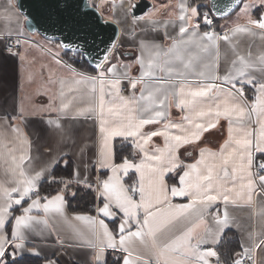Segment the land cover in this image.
<instances>
[{"label": "snow or ice", "instance_id": "obj_1", "mask_svg": "<svg viewBox=\"0 0 264 264\" xmlns=\"http://www.w3.org/2000/svg\"><path fill=\"white\" fill-rule=\"evenodd\" d=\"M242 2L233 0L221 8L213 0L198 4L181 0L176 14L179 38L173 39L166 49L142 43L141 54L135 59L139 76L130 77L127 71L118 74L117 64L111 62L109 55L113 46L109 45L102 57L92 62L98 70L96 75L70 68L79 78L71 83L61 80L59 96L49 98L53 104L57 98L60 101L52 109L59 114L57 128L62 127L59 119L69 114H73V119L94 114L98 120L99 150L94 166L108 174L98 178L95 185L99 201L96 215L76 214L71 218L84 222L94 237L95 243L90 246L97 250V264H101L107 249L122 253L120 264H226L215 246L230 225L227 206L238 201L251 206L254 195L264 196V159H259L264 157V82H257L249 71L256 68L249 59L251 53L248 57L237 55L231 71L218 74L212 55L218 52L219 41L231 43V37L227 33L199 31L201 20L210 26L213 18L226 17L240 9L246 23L231 29L232 35H253L256 29L264 33V13L253 17L249 11L264 9V0H253L240 8ZM136 7L138 4L128 7L133 21L144 18L136 17ZM77 12L73 24L87 29L88 13ZM29 15L24 14L26 22ZM153 16L150 12L147 19L155 25ZM57 17L62 20V12L58 11ZM0 38L10 40L11 36ZM62 46L66 50L73 47ZM202 53L209 54V63H204ZM77 54L87 56V50ZM258 61L259 70L264 72V54ZM189 75L195 78L190 80ZM122 78L128 80L131 89L127 96L122 94ZM245 86L253 89L251 98L246 96ZM65 87L68 93L89 96L88 106L77 107L75 95L70 99ZM173 107L183 113L179 121L170 118ZM221 119L228 124V137L220 148L201 149L198 159L185 163L180 149L198 142ZM150 125L156 127L145 131ZM157 137L162 139V146L155 143ZM116 138L131 141L133 158L125 156L116 162L112 146ZM25 146L30 149L31 141L19 127L10 125L0 133V155L6 163L10 159L8 173L12 178L11 186L0 185V264H8L9 256L16 264V256L25 252L39 255L34 247L26 245L30 236H42L44 230L54 229L50 217L62 218L69 224L62 192L50 197L40 195L37 182L44 170L34 174L25 171ZM17 151L21 153L19 157ZM171 178L176 182L169 184ZM177 198L186 202H175ZM220 202L224 205L222 214L218 207L213 209ZM17 210L20 215H13ZM260 214L264 216V207ZM207 215H212L214 229L205 226ZM109 223L114 227L110 228ZM74 231L80 234L79 230ZM253 236L249 233L250 243H242L241 250L233 253L231 264H248L254 251L264 246V233L258 242Z\"/></svg>", "mask_w": 264, "mask_h": 264}, {"label": "crops", "instance_id": "obj_2", "mask_svg": "<svg viewBox=\"0 0 264 264\" xmlns=\"http://www.w3.org/2000/svg\"><path fill=\"white\" fill-rule=\"evenodd\" d=\"M106 19H110L118 23L120 27V40L122 46L120 53L111 55V62L117 64L118 74L127 71L130 77L140 75L139 65L135 63L137 56L141 54V44H156L163 48H167L173 39L179 38L178 21L176 14L178 13V4L181 0H151L153 6L144 15L143 19L133 21L129 4L135 0H90ZM190 4V0H185ZM161 5H167V8H161ZM156 9L160 11L156 12ZM154 13L153 22L147 19L148 13ZM239 10L232 15L220 20L218 27L207 26L200 21L199 31H214L221 35L229 34L231 43L219 41L218 52L212 55L215 59L214 70L224 75L231 71L232 61L237 55H244L256 65L255 70H249L257 82H264V72H261L258 57L264 54V33L260 30H254L253 35L236 34L230 32L237 24L246 23V17L239 15ZM253 15V14H252ZM139 18V17H138ZM196 21L194 20L193 23ZM204 25V27H203ZM11 36V39L0 38V133H4L10 125H15L26 133L31 141V148L25 146V161L23 167L26 172L34 174L37 171L44 170V174L37 182L38 186L45 180L51 178L54 167L61 161H70L73 165L74 181L83 185H92L95 189L98 178H104L108 173L101 172L98 165H95L96 154L99 150V128L98 120L94 114H86L72 118L73 114L67 117H61L59 123L61 128L55 126L58 113L53 111V107H57L60 103L57 98L50 103L49 98L59 96L61 90V80L71 81L74 73L70 68H74L76 72H82L89 75H96L95 72H85L69 63L63 54V50L57 42H50L28 32L25 26L24 15L19 11L15 0H0V37ZM21 45V49L16 52H8L6 46L11 42L17 41ZM19 55H18V54ZM59 53L53 58L54 54ZM23 56V59H21ZM205 57L204 63H209V54L202 53ZM60 60L61 63H56ZM128 67L125 68L124 66ZM203 64H201V69ZM195 77L189 75L192 80ZM122 94L127 96L131 93L128 80L122 78ZM65 93L71 99L75 95V104L77 107H87L90 97L87 95L71 94L64 88ZM139 93L137 92V95ZM245 94L249 98L254 95L253 89L245 86ZM183 113L173 107L171 109V119L179 121ZM6 117H16L11 120ZM156 126H147L145 131ZM11 137V133H8ZM228 137V124L221 119L216 127L205 131L200 140L196 143L185 145L180 149V157L185 163H192L198 159L201 149L216 151L224 143ZM122 141L128 148H132L134 156V148L131 141H124L116 138L112 142L114 151L116 152V142ZM156 144L162 146V139L154 138ZM19 147V146H18ZM21 153L16 152L17 157ZM116 155V153H115ZM30 157V159L28 158ZM264 159V157H259ZM116 160V156H115ZM9 162L6 163L3 155H0V185L5 187L11 186V175L8 173ZM117 163L120 161H116ZM133 177L132 173H129ZM86 180V182H85ZM130 182V181H129ZM176 179L168 180L169 184L175 183ZM57 194V193H56ZM54 194V195H56ZM63 194V193H62ZM2 195V194H0ZM65 214L69 217V224H65L62 218L50 217V226L54 225L51 231L44 230L43 235H33L29 237L27 247H34L39 255L25 252L17 255L16 259L21 257H36L42 259L41 264H97L94 259L96 249L91 247L95 243L94 237L87 231L84 222L71 219L76 214L69 210L65 195ZM253 204L248 206L244 201H238L236 205L229 204L227 211L230 217V225L224 231L218 246L223 242L227 231L233 232L238 239L239 246L243 243L247 246L250 241L249 233H253V239L258 242L260 234L264 233V216L260 214L261 208L264 207V196L254 195ZM175 202H186L179 198ZM99 203L97 200L96 206ZM95 206V208H96ZM218 207L221 214L224 211L222 202L213 206ZM13 215H20L17 210ZM96 215L94 211L93 214ZM206 227L215 228L212 215H207ZM10 227V226H9ZM109 227H114L109 223ZM79 230L80 234H77ZM202 230V229H201ZM212 246V245H209ZM241 249V248H240ZM111 249H107L101 260V264H105ZM116 255H122L120 252H113ZM254 264H264V246L256 249L253 253ZM7 260H12L11 256Z\"/></svg>", "mask_w": 264, "mask_h": 264}, {"label": "water", "instance_id": "obj_3", "mask_svg": "<svg viewBox=\"0 0 264 264\" xmlns=\"http://www.w3.org/2000/svg\"><path fill=\"white\" fill-rule=\"evenodd\" d=\"M15 2L23 15L30 14L28 21H25L28 32L38 34L47 41L57 42L65 52L78 53L86 49L87 56L83 57L94 69L92 62L98 61L109 45L114 49L118 41L120 34L118 23L106 19L95 5L93 10L90 0H15ZM213 2L224 8L233 0H213ZM133 4H138L135 9L136 17L144 15L153 6L151 0H135ZM57 5L60 6L59 9ZM77 10L88 13L87 29L81 30L73 24L72 18L78 15ZM58 11L62 12L63 16L59 21ZM130 15L132 16L131 12ZM48 16H51L50 20L46 19ZM63 44H71L73 47L66 50Z\"/></svg>", "mask_w": 264, "mask_h": 264}, {"label": "trees", "instance_id": "obj_4", "mask_svg": "<svg viewBox=\"0 0 264 264\" xmlns=\"http://www.w3.org/2000/svg\"><path fill=\"white\" fill-rule=\"evenodd\" d=\"M198 3H208V0H190V4ZM201 11H204V9H201ZM226 17L215 18L216 23L213 26L218 27L220 20ZM63 54L69 61V63L74 67L90 73L96 71V69H94L87 63L83 56H80L77 53L65 51H63ZM115 153L116 161H120L125 156H131L132 148H128L122 141H117ZM73 174V165L70 161L59 162L52 170L51 178L43 181L38 186L40 195L42 197H50L56 193L62 192L65 195L66 202L70 211L74 213L93 214L97 203L95 189L93 187L90 188L89 186L74 181ZM65 185H67V187H65ZM240 250L241 249L237 236L231 231L226 232L223 242L217 248L221 260L225 261L226 264H231L233 253ZM119 257L120 255L109 252L105 264H120L118 259ZM7 262L8 264H12V260H7ZM41 262L42 259L36 257H21L19 259H16V264H41Z\"/></svg>", "mask_w": 264, "mask_h": 264}, {"label": "rangeland", "instance_id": "obj_5", "mask_svg": "<svg viewBox=\"0 0 264 264\" xmlns=\"http://www.w3.org/2000/svg\"><path fill=\"white\" fill-rule=\"evenodd\" d=\"M253 2V0H244L243 1V3L241 4V6H240V8H243V6H244V4H250V3H252ZM133 4V3H132ZM239 11H240V9H239ZM250 12H251V14H252V9H250L249 10ZM241 14V16H244V14L240 11L239 12V15ZM245 17V16H244ZM254 17V16H253ZM39 37H40V35H38ZM41 38V37H40ZM121 47H123L122 46V43H121V36H120V40H118L117 41V43H116V45H115V47H114V49H113V51L111 52V55H117V54H119L120 53V50H121ZM73 57V56H72Z\"/></svg>", "mask_w": 264, "mask_h": 264}, {"label": "built area", "instance_id": "obj_6", "mask_svg": "<svg viewBox=\"0 0 264 264\" xmlns=\"http://www.w3.org/2000/svg\"><path fill=\"white\" fill-rule=\"evenodd\" d=\"M215 23H216V19L213 18V22H212L211 26H213ZM20 49H21V45H20V43L17 44V41L11 42L5 48V50L8 52H16V51H19ZM248 264H254L253 257H252V261L248 262Z\"/></svg>", "mask_w": 264, "mask_h": 264}, {"label": "flooded vegetation", "instance_id": "obj_7", "mask_svg": "<svg viewBox=\"0 0 264 264\" xmlns=\"http://www.w3.org/2000/svg\"><path fill=\"white\" fill-rule=\"evenodd\" d=\"M244 1V0H243ZM243 3V2H242ZM239 9H237L238 11ZM236 11V12H237ZM235 13V12H234ZM262 13H264V9H259V10H256V9H252V14L254 17H259V15H261ZM233 14V13H232ZM230 14V15H232ZM229 16V15H228Z\"/></svg>", "mask_w": 264, "mask_h": 264}]
</instances>
